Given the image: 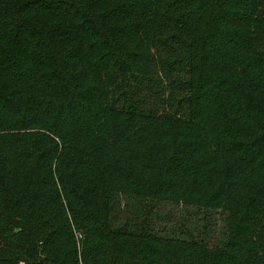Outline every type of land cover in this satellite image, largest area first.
<instances>
[{"label": "trees", "instance_id": "trees-1", "mask_svg": "<svg viewBox=\"0 0 264 264\" xmlns=\"http://www.w3.org/2000/svg\"><path fill=\"white\" fill-rule=\"evenodd\" d=\"M121 194L227 239L118 224ZM80 261L264 264V0H0V264Z\"/></svg>", "mask_w": 264, "mask_h": 264}, {"label": "rangeland", "instance_id": "rangeland-1", "mask_svg": "<svg viewBox=\"0 0 264 264\" xmlns=\"http://www.w3.org/2000/svg\"><path fill=\"white\" fill-rule=\"evenodd\" d=\"M116 200H119L115 210L118 224L128 222L136 225L150 221L152 230L156 233L173 236L175 233L180 235L182 231H187L203 238L210 246L227 239L228 214L222 210L159 201H136L122 194ZM79 236L80 233H77L78 248L81 250ZM80 258L81 254L79 260ZM80 262L83 264V261Z\"/></svg>", "mask_w": 264, "mask_h": 264}]
</instances>
